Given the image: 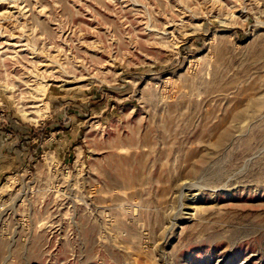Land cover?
I'll return each instance as SVG.
<instances>
[{
	"label": "rangeland",
	"instance_id": "1",
	"mask_svg": "<svg viewBox=\"0 0 264 264\" xmlns=\"http://www.w3.org/2000/svg\"><path fill=\"white\" fill-rule=\"evenodd\" d=\"M0 264H264V0H0Z\"/></svg>",
	"mask_w": 264,
	"mask_h": 264
}]
</instances>
